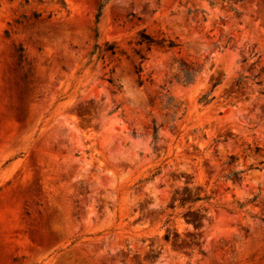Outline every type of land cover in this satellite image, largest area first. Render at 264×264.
Returning a JSON list of instances; mask_svg holds the SVG:
<instances>
[{
  "label": "rangeland",
  "instance_id": "obj_1",
  "mask_svg": "<svg viewBox=\"0 0 264 264\" xmlns=\"http://www.w3.org/2000/svg\"><path fill=\"white\" fill-rule=\"evenodd\" d=\"M99 3L0 0V264H264V0Z\"/></svg>",
  "mask_w": 264,
  "mask_h": 264
},
{
  "label": "trees",
  "instance_id": "obj_2",
  "mask_svg": "<svg viewBox=\"0 0 264 264\" xmlns=\"http://www.w3.org/2000/svg\"><path fill=\"white\" fill-rule=\"evenodd\" d=\"M223 2H231V1H241V0H222ZM109 2V0H100V3L96 9V14H95V18H94V25H95V39H98V30H97V25L98 22L101 18L102 15V10L103 7ZM212 4V3H211ZM196 12V11H194ZM156 45L160 48H167V49H172L174 47H176V44L172 41V40H168V39H160V40H155L151 37H149L148 35H146L144 33V30H140L137 33L136 36V45ZM122 53L116 42H104V43H98L96 41V43L93 45L91 51L88 53L87 57H88V63H91L93 59L98 60V59H102L103 56L107 53H109L110 55H114L116 53ZM138 59L140 60L139 63L137 65H135L134 68V73L137 76L138 82L139 84H142V80H141V72H142V62L144 61V56L142 54H140L138 51H135ZM258 61H255L253 64H257ZM252 64V65H253ZM201 71V66L191 63V62H187L184 60H180L177 64L176 70L174 71V73L169 77L168 79V84L171 85L172 83H176L179 85H182L184 87L190 86L192 85L197 76L199 75ZM262 73V68L259 69L258 72L256 73H251L250 74V78L252 80H258L260 77V74ZM247 77H240L238 78L236 81L242 80V79H246ZM259 83V82H257ZM217 83H214L212 85V88H214ZM208 96L209 94H204L200 97L199 102L202 103L203 105L207 104L209 102L208 100ZM159 100L160 103L168 109H173L176 107L175 104L173 103V98L171 96H168V91H166L165 93H160L159 95ZM174 114V113H172ZM157 131H158V127L156 126H152V132H151V136L153 141L156 140L157 138ZM229 161L226 163L227 165H231L232 163H234L235 161V157L234 156H229ZM210 198L206 197V198H196L193 201H199V200H204V201H208ZM165 239H168V235L165 236Z\"/></svg>",
  "mask_w": 264,
  "mask_h": 264
}]
</instances>
